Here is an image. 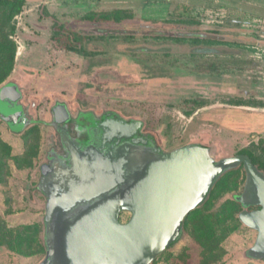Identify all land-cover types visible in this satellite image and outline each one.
Here are the masks:
<instances>
[{
    "label": "rangeland",
    "instance_id": "374dc122",
    "mask_svg": "<svg viewBox=\"0 0 264 264\" xmlns=\"http://www.w3.org/2000/svg\"><path fill=\"white\" fill-rule=\"evenodd\" d=\"M45 8L66 31L88 37L84 54L67 50L65 37L52 40L54 21L41 18ZM115 11H122L121 22L86 19ZM4 29L16 57L8 87L0 85V155L2 143L13 155L23 153V136L33 127L38 155L22 170L9 161L0 221L16 232L37 225V232L30 233L36 235L30 257L10 250V237L0 238L6 243L0 264H41L46 257L36 251L44 244L47 203L39 185L48 153L62 149L55 107L66 108L67 125L79 114L113 112L143 122L142 132L166 152L202 145L219 161L249 150L264 164V0H27ZM197 36L233 45L194 43ZM246 180L245 170L237 171L203 209L217 236L209 264H264L248 255L258 232L239 220L243 208L230 204ZM131 217L123 213L122 222ZM202 227L191 225L153 264H203L209 243L197 237Z\"/></svg>",
    "mask_w": 264,
    "mask_h": 264
},
{
    "label": "water",
    "instance_id": "95a60500",
    "mask_svg": "<svg viewBox=\"0 0 264 264\" xmlns=\"http://www.w3.org/2000/svg\"><path fill=\"white\" fill-rule=\"evenodd\" d=\"M54 116L59 125L68 121L63 106L55 107ZM142 126L136 120H106L99 147H79L63 134L66 158L41 167L39 189L47 199V252L41 264H152L179 241L185 219L217 180L241 165L247 180L236 196L244 206L240 219L258 232L248 255L264 260V174L252 159L237 155L217 161L212 148L202 145L171 152L156 147L136 157L122 143ZM252 206L261 209L250 212ZM123 213L132 215L126 223Z\"/></svg>",
    "mask_w": 264,
    "mask_h": 264
},
{
    "label": "trees",
    "instance_id": "16d2710c",
    "mask_svg": "<svg viewBox=\"0 0 264 264\" xmlns=\"http://www.w3.org/2000/svg\"><path fill=\"white\" fill-rule=\"evenodd\" d=\"M26 4H27V0H0V17L2 16L0 18V23L2 24V28H3V29L2 28L0 29V85H2L11 75V72L13 70V66L15 63V57H16V45L12 41H10L9 38L6 36L4 26L9 25V23H11L13 18L19 15L23 11ZM43 13L45 15H43L41 18L52 19L54 21L52 40L61 42V38L65 37L67 41L63 43V45L66 47L67 50L75 52V53H79V54H84L85 50L82 45L84 44V41L88 39V37L78 35L77 33H73V32L70 33L66 31L64 25L60 23V21L56 18V16L51 15L47 11L46 8L44 9ZM114 14L115 15H113L112 13H103L99 15L100 17H98L97 14L96 15L92 14V15L87 16L86 19L90 21L114 20L117 23L123 20L121 16L122 11H115ZM11 32L14 33L15 29L12 28ZM192 40L194 43L221 44V45H229V46L233 45L232 42L222 39L220 37L197 36V37H193ZM142 125H143L142 126V130H143L144 128L143 122H142ZM23 139L25 143L24 152L17 154V155L12 154V147L10 145L6 143H2L3 151H2V156L0 155V162H2V164H0V183L3 181L6 182V180H8V178L12 174L9 161H12L18 170H22L23 168L33 166L34 159L38 155V147H37L38 134L36 132V127H33L31 130H29L23 136ZM152 139L156 141L154 137H152ZM238 155L249 156L252 159L253 163L257 166L259 171H261L264 174V164L261 163L260 160L257 159L252 152H250L249 150H243ZM241 169L245 170L243 165L239 166L238 168H234V169H231L225 172L213 186L206 201L201 206H199L196 210H194L189 216H187V218L184 221L183 233L191 225H194V223H202V225H204V229L202 227V232L200 236H197V237H202V238L206 237L208 241L207 243H209V245L204 243L206 246L205 248L208 250L207 251L208 253H206L204 256L205 260L203 264H209L207 261L208 259L207 256L209 253H213L214 251L213 249L214 246L211 245V242L212 241L214 242L215 240L213 239L217 238L215 234V224L210 219L212 216H204L203 209L210 207L211 202L218 194V191L224 185H227L230 177L233 176L237 171H240ZM245 174H246V171H245ZM236 196H234L233 201L230 204L239 205L243 208V211H244L243 204L236 199ZM215 218L217 221L218 219L220 220V214L215 215ZM239 220L241 221L240 217H239ZM36 226L37 225L33 227L31 226L23 227L21 228L23 229V231L20 229L18 230V232H16L10 228H7L6 224L3 221H0V238L10 237L9 249L15 252L16 251L21 252L20 254L25 257H30L35 254L34 252L31 253L29 250H32L31 248L36 242L35 241L36 235L35 234L32 235L30 233H32V229L36 228ZM35 232H37V228L34 229V233ZM5 244H6L5 242L0 244V250L4 248ZM36 251L47 252L45 237H44V244L41 247H39Z\"/></svg>",
    "mask_w": 264,
    "mask_h": 264
},
{
    "label": "flooded vegetation",
    "instance_id": "af4514ba",
    "mask_svg": "<svg viewBox=\"0 0 264 264\" xmlns=\"http://www.w3.org/2000/svg\"><path fill=\"white\" fill-rule=\"evenodd\" d=\"M85 114V113H81ZM90 116L86 118L80 119V114L77 118H74L73 122L67 124L59 125L54 121V125L57 124L61 131L57 130L60 138L61 151L52 148V150L48 153V161L51 163V160H64L66 158V151L64 149V145L62 142L63 134L67 136L75 145L82 147L88 146L89 144H93L97 147L101 145L102 128L101 125L106 121L110 120L112 122H118L119 116L115 115L113 112L104 113L103 115H95L92 112H89ZM139 141V143L134 144L133 141ZM122 143L125 146H130L131 155L136 157H140L143 153L150 154L153 153L154 148H159L160 146L157 144L155 140L152 139L151 136L145 135L143 132H139L133 139L129 141H123ZM122 145V146H123ZM146 151V153L144 152ZM243 194V193H242ZM260 206H252L249 208V211L260 210Z\"/></svg>",
    "mask_w": 264,
    "mask_h": 264
},
{
    "label": "crops",
    "instance_id": "0c3cea01",
    "mask_svg": "<svg viewBox=\"0 0 264 264\" xmlns=\"http://www.w3.org/2000/svg\"><path fill=\"white\" fill-rule=\"evenodd\" d=\"M26 49V48H25ZM24 46L22 47V52L20 53V52H18V59L20 60L23 56H24V53L26 52V51H24ZM20 53V54H19ZM8 83L9 82H5L4 84H2V86H1V88H4V87H6L7 85H8ZM18 154V153H17Z\"/></svg>",
    "mask_w": 264,
    "mask_h": 264
},
{
    "label": "built area",
    "instance_id": "2783aa9c",
    "mask_svg": "<svg viewBox=\"0 0 264 264\" xmlns=\"http://www.w3.org/2000/svg\"><path fill=\"white\" fill-rule=\"evenodd\" d=\"M21 49H22V45H21V47L19 48V52L21 51Z\"/></svg>",
    "mask_w": 264,
    "mask_h": 264
}]
</instances>
